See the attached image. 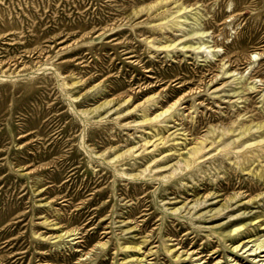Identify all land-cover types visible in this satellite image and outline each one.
<instances>
[{
  "label": "rangeland",
  "instance_id": "1",
  "mask_svg": "<svg viewBox=\"0 0 264 264\" xmlns=\"http://www.w3.org/2000/svg\"><path fill=\"white\" fill-rule=\"evenodd\" d=\"M262 240L264 0H0V264Z\"/></svg>",
  "mask_w": 264,
  "mask_h": 264
},
{
  "label": "bare ground",
  "instance_id": "2",
  "mask_svg": "<svg viewBox=\"0 0 264 264\" xmlns=\"http://www.w3.org/2000/svg\"><path fill=\"white\" fill-rule=\"evenodd\" d=\"M198 48V47H197ZM232 54V53H231ZM249 57V56H248ZM153 119V118H152ZM174 210V209H173ZM72 232V231H71ZM62 235V234H61ZM61 238V237H60ZM257 240V239H256ZM256 246H255V249H252L251 250V252H254L255 253V251L256 250H258V252L257 253H255V257H261V259H259V260H256L255 258H252V259H250V262H252V263H257V262H260L259 264H264V254H262V253H264V240H262V241H259L258 243H256L255 244ZM237 247L238 246H236V247H234L233 248V250H236L237 249ZM238 249H240V248H238ZM261 254V255H260ZM240 255V254H239ZM251 255H252V253H251ZM198 258V257H197ZM144 261V260H143ZM238 262V261H237ZM234 264V263H233Z\"/></svg>",
  "mask_w": 264,
  "mask_h": 264
}]
</instances>
